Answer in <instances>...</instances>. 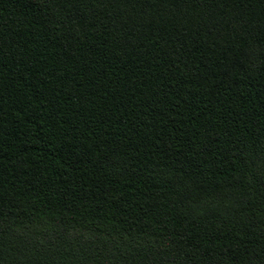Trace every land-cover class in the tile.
I'll list each match as a JSON object with an SVG mask.
<instances>
[{
	"label": "trees",
	"instance_id": "obj_1",
	"mask_svg": "<svg viewBox=\"0 0 264 264\" xmlns=\"http://www.w3.org/2000/svg\"><path fill=\"white\" fill-rule=\"evenodd\" d=\"M0 264H264V0H0Z\"/></svg>",
	"mask_w": 264,
	"mask_h": 264
}]
</instances>
